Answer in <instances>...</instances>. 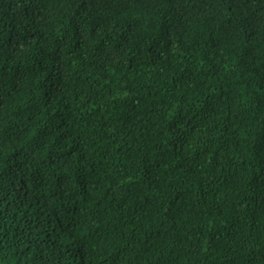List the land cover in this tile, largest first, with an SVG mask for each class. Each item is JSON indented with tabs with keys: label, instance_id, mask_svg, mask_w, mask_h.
<instances>
[{
	"label": "trees",
	"instance_id": "trees-1",
	"mask_svg": "<svg viewBox=\"0 0 264 264\" xmlns=\"http://www.w3.org/2000/svg\"><path fill=\"white\" fill-rule=\"evenodd\" d=\"M0 264H264V0H0Z\"/></svg>",
	"mask_w": 264,
	"mask_h": 264
}]
</instances>
